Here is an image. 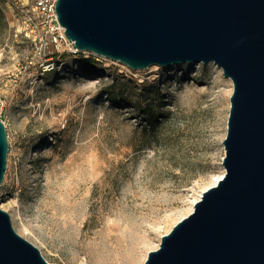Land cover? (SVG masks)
Wrapping results in <instances>:
<instances>
[{"label": "rangeland", "instance_id": "obj_1", "mask_svg": "<svg viewBox=\"0 0 264 264\" xmlns=\"http://www.w3.org/2000/svg\"><path fill=\"white\" fill-rule=\"evenodd\" d=\"M33 17L0 0V209L49 264H144L225 174L233 83L215 63L133 71L46 49Z\"/></svg>", "mask_w": 264, "mask_h": 264}, {"label": "water", "instance_id": "obj_2", "mask_svg": "<svg viewBox=\"0 0 264 264\" xmlns=\"http://www.w3.org/2000/svg\"><path fill=\"white\" fill-rule=\"evenodd\" d=\"M56 14L76 55L133 71L215 63L232 81L225 174L144 264H264V0H57ZM8 153L0 121V188ZM0 264H49L1 209Z\"/></svg>", "mask_w": 264, "mask_h": 264}, {"label": "built area", "instance_id": "obj_3", "mask_svg": "<svg viewBox=\"0 0 264 264\" xmlns=\"http://www.w3.org/2000/svg\"><path fill=\"white\" fill-rule=\"evenodd\" d=\"M25 4L31 6L34 17L28 18L25 36L31 39L35 45H44L46 49L55 46H64L73 51V44L65 37V31L58 23L56 14L57 0H24ZM26 25V23H24ZM53 35V37H52ZM48 62V61H47ZM47 69L55 71L54 63H47Z\"/></svg>", "mask_w": 264, "mask_h": 264}, {"label": "bare ground", "instance_id": "obj_4", "mask_svg": "<svg viewBox=\"0 0 264 264\" xmlns=\"http://www.w3.org/2000/svg\"><path fill=\"white\" fill-rule=\"evenodd\" d=\"M227 97H228V93H226V94L224 95V97H223V101H221V103H220V107L222 108L221 113L225 112V110H226V107H227ZM220 179H221V178H220ZM220 179L217 180V181L214 183L213 187H214V186L220 181ZM207 190H208V189H207ZM207 190H206V191H207ZM200 198H201V196H200ZM200 198H199V200H200ZM199 200H198V201H199ZM198 201H197V202H198ZM197 202H196V203H197ZM196 203H195V204H196ZM195 204H194V205H195ZM193 208H194V206H193ZM191 212H192V211H191ZM191 212H190V214H191ZM190 214H189V215H190Z\"/></svg>", "mask_w": 264, "mask_h": 264}]
</instances>
